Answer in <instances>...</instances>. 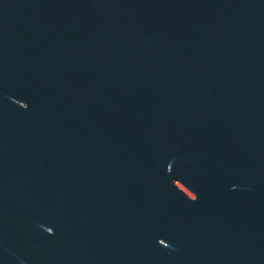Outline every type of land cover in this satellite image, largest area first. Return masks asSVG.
Returning a JSON list of instances; mask_svg holds the SVG:
<instances>
[{
    "label": "water",
    "instance_id": "obj_1",
    "mask_svg": "<svg viewBox=\"0 0 264 264\" xmlns=\"http://www.w3.org/2000/svg\"><path fill=\"white\" fill-rule=\"evenodd\" d=\"M0 264H264V0H0Z\"/></svg>",
    "mask_w": 264,
    "mask_h": 264
}]
</instances>
